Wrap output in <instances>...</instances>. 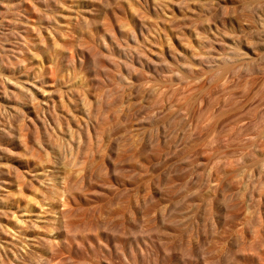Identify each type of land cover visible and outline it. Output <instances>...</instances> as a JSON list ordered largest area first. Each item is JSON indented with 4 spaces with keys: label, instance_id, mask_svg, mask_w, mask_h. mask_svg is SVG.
Instances as JSON below:
<instances>
[{
    "label": "rangeland",
    "instance_id": "obj_1",
    "mask_svg": "<svg viewBox=\"0 0 264 264\" xmlns=\"http://www.w3.org/2000/svg\"><path fill=\"white\" fill-rule=\"evenodd\" d=\"M0 264H264V0H0Z\"/></svg>",
    "mask_w": 264,
    "mask_h": 264
}]
</instances>
